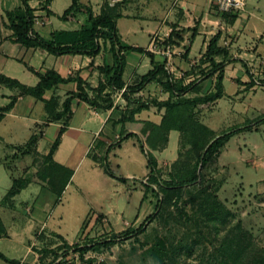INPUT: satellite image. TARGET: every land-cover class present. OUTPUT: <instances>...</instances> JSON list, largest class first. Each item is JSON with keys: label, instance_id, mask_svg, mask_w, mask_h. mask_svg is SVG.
I'll return each instance as SVG.
<instances>
[{"label": "rangeland", "instance_id": "obj_1", "mask_svg": "<svg viewBox=\"0 0 264 264\" xmlns=\"http://www.w3.org/2000/svg\"><path fill=\"white\" fill-rule=\"evenodd\" d=\"M65 4L66 0H59L56 12L61 13ZM214 7L216 13L223 15L215 4ZM131 12H135V7ZM236 14H228V19ZM118 23L122 32L123 25L137 28L132 20L122 19ZM139 24L145 30H138L136 36L131 34L129 38L146 46L149 39L145 20L141 19ZM263 58L258 56L252 60L259 67H254L252 61H249L250 68L246 64L248 78L255 79L256 83L244 91L255 93L245 92L237 100L236 95L228 96L212 104L204 99L215 92V87L202 84L194 87L192 95L200 99L195 117L215 135L243 125L241 132L234 135L218 154L205 157L203 166L201 157L206 148L195 151L183 140L182 133L174 132L169 145L156 152L151 151L141 137L145 153H151L157 161L156 182H153L148 176L146 155L129 140L116 156L110 154L107 162L116 177L134 174L138 179L134 183L122 184L88 158L76 168L75 180L62 195L59 205L54 194L48 196L44 204V215H48L46 222L29 217L21 208L23 205L17 204L15 210L5 213L0 208L4 224L16 232L21 241L27 236L31 238L32 227L41 228L44 222L48 229L73 243L68 246L115 236L111 247L89 252L83 260L72 251L74 247L70 250L60 244L57 257L52 254L49 264H88V260L91 264H264ZM224 85L225 91L231 93V82L227 80ZM104 95L106 99L110 96L109 93ZM145 114L141 117L145 118ZM11 152H7V158L19 160L10 164H16L17 170L12 172L15 177L19 172L25 177L37 176L43 170L44 160L33 150L29 149L28 158L21 152L12 157ZM195 168L198 175L195 183L173 186V182L191 179ZM1 169L0 199L11 184L8 178L5 180ZM146 186H149L147 190ZM90 211V216H86ZM97 213L104 214L110 224H103L100 218L96 223H90L92 215ZM11 217L15 221L12 222ZM148 217L151 218L142 234L123 236L124 230L136 229ZM84 218H87L86 226L81 230ZM45 239L55 241L52 237ZM13 244L3 240L0 249L5 250L3 252L9 258L23 257L22 251L12 249Z\"/></svg>", "mask_w": 264, "mask_h": 264}, {"label": "crops", "instance_id": "obj_2", "mask_svg": "<svg viewBox=\"0 0 264 264\" xmlns=\"http://www.w3.org/2000/svg\"><path fill=\"white\" fill-rule=\"evenodd\" d=\"M58 1L28 0L30 8L34 10L32 30L38 36L47 39L55 31L76 30L85 22L86 15L84 13H80L76 18L60 20V16L70 6L71 0H66L65 8L61 9V13L55 10ZM79 1L91 9L95 16L100 14L102 6L106 3L105 0ZM213 3V0H124V3L118 7L120 17L116 21V27L120 41L134 48H142L152 54L155 63L163 64L172 83L182 87L193 84L181 97L191 100L197 99V96L193 97L192 95L196 85L202 84L206 87L211 85V88L216 85L218 73L207 78L205 76L211 66L208 62H204V54L209 41L219 33L218 45L226 49L228 57L224 59L215 58L216 63L224 62V96L212 102V104H217L228 96L236 95L235 100H237L245 92L255 93L252 90L244 91L248 86L253 87L251 86V79L248 78L246 64L250 68L249 61L258 56H264V0H247L245 10L233 15L230 20L227 15L216 13ZM16 4L20 5V2L0 0V75L16 80L26 87H35L39 83V74L44 75L47 71H54L63 79L80 78L91 89L97 88L99 82L103 80L99 69L104 65L111 66L114 61L109 50V44L100 42L101 52L95 57H89L86 55L54 56L41 48H28L14 43L12 32L6 27L5 12L19 6ZM133 7H135V12H131ZM47 12L51 14L47 15ZM144 12L145 15L142 14ZM122 19L132 20L134 24H137V28L123 25L124 32H122L118 23ZM141 19L145 20L146 31H148L149 40L146 46H141L135 39L129 38L131 34L136 36L135 33L138 30H145L139 24ZM194 29L196 30L195 36H193ZM173 31L179 32L181 39L176 40L175 43H167ZM153 37H157L164 44L172 46L171 56L165 57L149 50ZM125 60L126 67L123 73L125 86L131 85L152 68L150 59L145 54L130 52L125 55ZM252 65L259 67L256 61ZM227 80L233 86L231 93L225 91L224 83ZM253 80L255 81V79ZM75 91L76 83L70 81L47 90L43 99L55 98L58 103L56 110L60 111L62 103ZM121 95L122 92L113 94L114 105L117 104L120 107L116 112H113L114 107L106 111L94 109L75 98L71 104V117L68 121L63 119L52 121L49 119L42 101L31 95H19L16 89L0 84V111L14 101L13 106L3 113V118L0 121V144L3 146H0V169L2 168L1 170L4 171L5 180L8 178V181H11L9 188L0 199V208L3 213L8 210H15V205L19 204V206L23 205L21 208L25 209L29 217L36 218L40 222H46L48 215H44V204H46L48 196L54 194L58 201L57 205H59L62 195L75 180L76 168L84 160L90 158L92 163L104 172L102 163L108 165L107 159L110 154L116 156V152L122 150L124 143L129 140L137 147L138 140L141 142V137L150 146L151 151H154L147 135L142 132V124L150 122L159 125L164 111H158L155 107H151L149 110L137 114L134 117V122H120L122 114L127 109L126 102ZM134 97L142 98V100L154 98L160 102L167 100L169 93L161 83L152 82L147 84L142 91L136 93ZM145 112L147 114H145V118H142L141 115ZM61 128H64V132L52 159L55 164L71 171L72 175L64 186L60 197H57V189L49 185V178L44 180L39 175H27L25 177L20 172L15 177L12 172L16 169V164H13L15 167L10 164L12 161L18 162L19 160L7 158V154L12 150V157L18 156L19 151L17 149L26 146L31 139H34L31 150L38 157L43 158L48 155ZM174 132L177 131L169 132V140L165 147L169 145ZM127 133H132L136 137L126 139L120 146L109 150L110 146ZM104 152L105 156L103 155ZM26 155L28 158V154ZM6 159H11V161ZM121 178L128 179L127 184L138 180L134 174L130 173ZM19 180H23V184L15 193L10 194L9 191L13 189L14 182ZM8 181L5 183L8 184ZM41 195L42 197H40ZM17 199L21 202L16 201ZM90 213L92 212H88L86 216L89 217ZM1 214L0 242L3 240L13 242L12 249L22 251L23 257L9 258L3 252L5 250L2 251L1 249L0 253L10 260L19 261V264H36L35 262L37 264H49L51 260H48L52 255V250L57 252L56 249L63 243L73 244L59 233L48 229L45 222L41 228L32 227L29 232L31 238L27 236L23 241L18 240L16 232L11 231L4 224ZM98 217L103 224H110L107 217L100 213L92 215L90 223H96L99 220ZM11 221H15V218L11 217ZM86 221L87 218H84L81 230ZM49 237L55 240L54 243L52 240L46 241L45 238ZM51 243L53 244L51 245ZM0 264L8 263L0 259Z\"/></svg>", "mask_w": 264, "mask_h": 264}, {"label": "trees", "instance_id": "obj_3", "mask_svg": "<svg viewBox=\"0 0 264 264\" xmlns=\"http://www.w3.org/2000/svg\"><path fill=\"white\" fill-rule=\"evenodd\" d=\"M19 2L20 5L18 7L5 12L7 20L6 27L12 32V41L14 43L21 44L28 48H41L54 56L86 55L89 57H95L101 52L100 42H102L103 44H109V50L113 56L114 61L111 66L104 65L99 69L102 73L103 80L99 82L95 89H91L80 78L63 79L54 71H47L44 75L39 74V83L35 87H26L16 80L0 75L1 85L16 89L19 95H31L37 100L42 101L50 120L59 121L63 119L68 121L71 117V104L75 98H78L94 109L106 111L114 107L113 112H116L120 107L117 104L114 105L113 94L122 92L121 97L126 102L127 109L126 112L122 114L123 116L121 117L120 122H134V117L137 114L147 111L151 107H155L158 111L163 110L164 114L159 125L150 122H144L142 124V132L147 135L149 142H151L152 150L158 151L164 148L168 143L169 132L177 131L182 133L183 140L193 146L195 151H203L206 148L204 155L201 157V166L205 164L206 156L218 154L234 135L241 132L243 125L232 127L218 136L215 135L213 131L199 122L195 117V108L200 103V99L191 100L181 98L182 95L193 86V84L187 87H182L179 84L172 83L169 79V75L164 70L163 64L155 63L152 54L146 52L142 48H134L123 44L120 41L116 21L120 17L118 7L124 3V0L113 7H109L108 4L104 3L100 14L96 16L93 15L91 9L82 5L79 0H71L70 6L60 16V20L64 21L69 18H76L80 13H84L86 15L85 22L76 30L55 31L51 33L50 37L47 39L38 36L32 30L34 10L30 8L28 0H19ZM50 14V12H47V15ZM195 31L196 30L194 29L193 36H195ZM180 39V33L173 31L170 34L167 43H175L176 40ZM219 39V33L212 37L204 54V62H208L211 66L209 71L205 73L206 78L218 73L215 85L216 90L208 98L206 97L204 102H213L224 96V62L216 63L215 58L221 57L224 59L228 57V52L226 49L219 47ZM130 52H138L147 55L150 59L152 68L146 74L137 78L131 85L125 86V82L123 81V73L126 67L125 55ZM70 81L76 83V91L66 98L61 105V110L57 111V100L55 98L44 100L43 95L47 90H51L59 84H64ZM152 82L161 83L164 89L169 93V98L167 100L159 102L154 98L142 100V98L139 99L134 97L136 93L142 91L147 84ZM255 83V81L251 80V86H254ZM106 93L110 94L109 97H111V100H108L109 97L107 99L104 97V94ZM13 102L14 101L1 109L0 121L3 118V113L13 106ZM246 124L248 125V123ZM63 132L64 128H61L48 155L43 157V170L39 174L44 180H48L47 178H49V185L54 186L57 189V197H60L64 186L68 183L72 175L71 171L55 164L52 159L53 153L60 143ZM133 137L136 136L132 133L123 134L120 140L110 146L109 150L120 146L124 140ZM33 142L34 139H31L26 146L19 147L17 150L22 154H27L29 149H31ZM138 146L142 153L146 155L147 165L149 167V179L156 182L157 161L151 153H145L143 144L139 140ZM102 167L108 176L123 184H127L128 179L116 177L107 164L102 163ZM197 180V168H195L194 171H192L191 179L187 181L173 182L172 184L173 186H185L187 184H193ZM23 182V180L15 181L13 189L9 191L10 194L15 193ZM148 187L149 186H146V190ZM150 218L151 217H148L136 229L128 228L124 230L122 233L123 236L129 238L133 235L137 236L142 234L145 230V225ZM85 226L86 225L83 224V228ZM114 242L115 236L109 239L103 238L95 241L90 240L86 244L76 243L74 246H68L67 243H63V246L70 248V250L74 247L72 251L77 253L83 260L87 253H95L103 248L107 249L111 247ZM59 249L61 248L58 247L56 251ZM51 253L57 257L55 251H52ZM0 259L8 264H19V261L10 260L1 253ZM87 263L91 264L92 261L88 260Z\"/></svg>", "mask_w": 264, "mask_h": 264}, {"label": "built area", "instance_id": "obj_4", "mask_svg": "<svg viewBox=\"0 0 264 264\" xmlns=\"http://www.w3.org/2000/svg\"><path fill=\"white\" fill-rule=\"evenodd\" d=\"M123 0H105L109 7H113ZM247 0H213L219 13L223 15L238 14L245 9ZM149 50L154 53H160L165 57H169L172 54V47L169 44H164L157 37L151 39ZM261 64L264 66V58L261 59Z\"/></svg>", "mask_w": 264, "mask_h": 264}]
</instances>
